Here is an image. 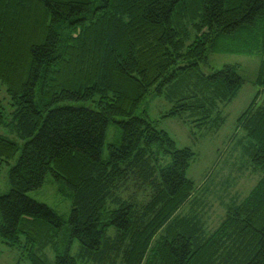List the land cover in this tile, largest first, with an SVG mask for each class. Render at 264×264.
Wrapping results in <instances>:
<instances>
[{
  "label": "trees",
  "instance_id": "trees-1",
  "mask_svg": "<svg viewBox=\"0 0 264 264\" xmlns=\"http://www.w3.org/2000/svg\"><path fill=\"white\" fill-rule=\"evenodd\" d=\"M244 37L247 51L260 39L263 90L264 0H0L12 107L6 122L0 105V126L25 141L0 196L1 242L29 264H264V100L237 120L244 169L258 179L211 232L197 211L180 213L196 201L194 152L136 114L155 93L171 104L163 117L218 130L244 81L238 65L200 66L221 39ZM111 122L120 138L103 157ZM18 150L0 136V161ZM48 175L70 189L65 231L27 195Z\"/></svg>",
  "mask_w": 264,
  "mask_h": 264
},
{
  "label": "rangeland",
  "instance_id": "rangeland-1",
  "mask_svg": "<svg viewBox=\"0 0 264 264\" xmlns=\"http://www.w3.org/2000/svg\"><path fill=\"white\" fill-rule=\"evenodd\" d=\"M239 33L242 34L240 31ZM241 36V35H240ZM246 37L243 42L225 41L221 39L216 49L208 51V60L201 64L203 73L210 74L221 69L224 65H238V74L243 79V84L237 96L227 106L221 108L224 123L218 130L210 127H197L187 124L177 118H166L163 115L170 109L171 104L164 97L155 93L148 94L136 114L146 113L148 118L155 122L158 129L166 131L174 140L178 148H190L195 158L187 170L186 176L197 187L196 201L180 210L187 214L192 210L197 211L205 223L207 231L211 232L224 218V204L232 200L243 199L255 185L258 175L244 169V158L238 147L239 139L244 135L238 128V118L255 99L260 105L264 100V89L261 90L254 84L261 59L260 39L254 41L247 51ZM244 48V49H243ZM260 90L262 91L261 93ZM0 105L3 108L6 122L11 119L12 107L5 88L0 85ZM120 120V118H116ZM0 136L18 145V153L9 164L0 161V196L9 191L8 173L15 164L23 150L25 141L21 140L11 126H0ZM120 131L116 124L111 122L106 131L103 157H106L108 143H118ZM28 197L42 203L61 216L66 222L63 231L68 227L67 220L71 209L70 189L64 181L55 180L51 175L46 176L41 187L29 192ZM191 208V209H190ZM77 243H74L75 251ZM0 264H29L23 257L21 247L10 248L0 240Z\"/></svg>",
  "mask_w": 264,
  "mask_h": 264
}]
</instances>
